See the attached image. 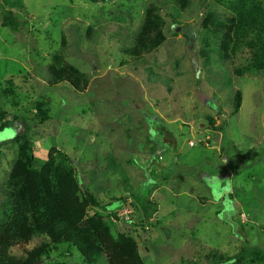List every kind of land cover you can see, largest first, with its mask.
Here are the masks:
<instances>
[{
  "label": "rangeland",
  "instance_id": "rangeland-1",
  "mask_svg": "<svg viewBox=\"0 0 264 264\" xmlns=\"http://www.w3.org/2000/svg\"><path fill=\"white\" fill-rule=\"evenodd\" d=\"M171 1L21 0L11 9L0 0V93L12 89L18 104L0 96V125L21 116L0 133V215L9 207L14 138L23 133L37 165L52 147L67 154L83 189L101 202L89 214L102 217L114 238L136 239L146 264H229L207 256L239 261L246 249L264 264V74L238 77L234 67L244 57L217 52L220 40L205 25L209 13L230 16L225 0H186L184 9ZM149 6L166 22V41L137 62L124 50ZM56 54L85 75L87 90L52 84ZM237 91L242 108L232 115ZM37 104L49 111L47 121ZM224 191L232 195L221 200ZM43 241L36 236L27 248ZM50 263L85 264L68 245L38 264ZM97 264H107L106 256Z\"/></svg>",
  "mask_w": 264,
  "mask_h": 264
},
{
  "label": "trees",
  "instance_id": "trees-1",
  "mask_svg": "<svg viewBox=\"0 0 264 264\" xmlns=\"http://www.w3.org/2000/svg\"><path fill=\"white\" fill-rule=\"evenodd\" d=\"M5 2L11 9L22 4L21 0ZM171 2H177L183 9L187 4L186 0ZM223 4L230 16L222 19L209 13L205 25L208 33L220 40L217 52L224 59L244 57V63L234 67L238 77L264 74V0H225ZM15 21V18L10 19V26L17 31ZM165 27L166 22L158 9L149 6L141 30L124 54L134 61H142L164 44ZM211 51L207 40L203 55L208 59ZM48 72L53 85L68 83L76 92H83L89 86L85 75L63 60L60 54L53 56ZM0 96L13 98V105L18 107L12 89H5ZM233 102L232 115H236L242 108L240 91L235 93ZM36 109L44 121L49 119V111L43 104H37ZM4 116L0 113V122ZM12 119L0 125V133L21 116L15 115ZM163 133L167 134V131ZM14 140L18 154L6 181L5 200L9 207L0 215V264H38L51 248L60 245L75 248L85 264H97L103 256H106L107 264H146L136 239L128 235L114 238L102 217L89 214L93 209H99L101 202L93 192L83 189L67 154L52 147L46 162L37 165L34 145L26 134L21 133ZM168 147L165 145L162 150ZM154 164H159L158 159L152 160ZM124 203L125 199H120L111 208ZM36 236L42 237L43 243L28 249ZM15 250L21 255H15ZM239 257L236 261V258L216 252L207 256L212 262L229 264H258L261 260L259 254L249 249L243 250Z\"/></svg>",
  "mask_w": 264,
  "mask_h": 264
},
{
  "label": "crops",
  "instance_id": "crops-1",
  "mask_svg": "<svg viewBox=\"0 0 264 264\" xmlns=\"http://www.w3.org/2000/svg\"><path fill=\"white\" fill-rule=\"evenodd\" d=\"M159 162V161H158ZM154 165H156L157 166V164H154ZM159 165V164H158ZM206 187L207 186H205L204 187V185H203V187H202V190L204 191V193H206V194H208L207 193V191H206ZM232 195V192H228V191H224L223 193H221V200H224L225 199V197H226V195ZM206 198H208V202H211V200H210V197H206ZM212 203V202H211Z\"/></svg>",
  "mask_w": 264,
  "mask_h": 264
},
{
  "label": "clouds",
  "instance_id": "clouds-1",
  "mask_svg": "<svg viewBox=\"0 0 264 264\" xmlns=\"http://www.w3.org/2000/svg\"><path fill=\"white\" fill-rule=\"evenodd\" d=\"M6 133H8L9 138L14 137L15 135L14 131L9 133V130H6ZM5 138H6L5 135H0V140H3Z\"/></svg>",
  "mask_w": 264,
  "mask_h": 264
},
{
  "label": "water",
  "instance_id": "water-1",
  "mask_svg": "<svg viewBox=\"0 0 264 264\" xmlns=\"http://www.w3.org/2000/svg\"><path fill=\"white\" fill-rule=\"evenodd\" d=\"M171 138V144L169 145V147L171 148V150L175 149L177 144H176V140H172V135L170 136ZM166 142H167V139H166Z\"/></svg>",
  "mask_w": 264,
  "mask_h": 264
}]
</instances>
